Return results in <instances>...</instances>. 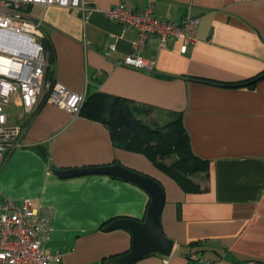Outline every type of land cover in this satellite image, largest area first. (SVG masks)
Returning a JSON list of instances; mask_svg holds the SVG:
<instances>
[{"label": "crops", "instance_id": "1", "mask_svg": "<svg viewBox=\"0 0 264 264\" xmlns=\"http://www.w3.org/2000/svg\"><path fill=\"white\" fill-rule=\"evenodd\" d=\"M85 1L100 10L124 4L140 11L149 0ZM153 7L168 20L191 16L199 24L197 42L185 53L177 41L160 47L150 36L140 53L153 62L150 71L121 64L133 53L136 32L102 12L83 16L34 4L29 13L42 22L58 84L85 97L102 92L150 107L154 124L182 114L193 153L209 163L194 177L201 189L185 191L145 154L114 147L102 123L51 104L30 115L12 105L15 112H6L21 127V146L0 167V206L30 199L48 209L42 246L60 252V264H104L131 247L127 230L104 226L143 220L149 195L109 175L60 178L54 171L119 163L162 186L160 224L173 241L169 257L152 254L133 264H264V77L253 87L239 85L264 73V0H153ZM193 253L203 261L187 256Z\"/></svg>", "mask_w": 264, "mask_h": 264}, {"label": "built area", "instance_id": "2", "mask_svg": "<svg viewBox=\"0 0 264 264\" xmlns=\"http://www.w3.org/2000/svg\"><path fill=\"white\" fill-rule=\"evenodd\" d=\"M34 4L78 10L83 16L102 12L109 20L131 27L136 32L131 42L133 53L121 64L140 70L153 68V62L140 55L150 36L157 37L160 47L168 40L179 42L182 53L197 42V17L185 16L175 22L155 15L153 0L140 11L124 4L100 10L85 0H0V167L21 146V127L8 121L9 105L20 108L22 115L34 113L42 104L79 115L85 98L47 77L49 55L42 43L43 25L29 13ZM114 49L110 43L107 51ZM49 232L48 209L35 207L30 199L20 203L6 200L0 206V264H60L62 254L48 253L42 246ZM191 258L203 261L195 254Z\"/></svg>", "mask_w": 264, "mask_h": 264}, {"label": "trees", "instance_id": "3", "mask_svg": "<svg viewBox=\"0 0 264 264\" xmlns=\"http://www.w3.org/2000/svg\"><path fill=\"white\" fill-rule=\"evenodd\" d=\"M42 43L48 52L44 38ZM51 62L49 56L48 78H51ZM262 77L264 73H259L239 85L253 87ZM151 110L150 107L133 105L123 97L94 92L84 98L79 115L104 124L114 147L143 153L158 169L174 178L185 191L200 190L194 177L207 173L209 163L193 153L182 114L169 113L165 122L154 124L150 123ZM193 254L202 257L201 253ZM193 254L187 256L191 258ZM203 262L208 263L206 260Z\"/></svg>", "mask_w": 264, "mask_h": 264}, {"label": "water", "instance_id": "4", "mask_svg": "<svg viewBox=\"0 0 264 264\" xmlns=\"http://www.w3.org/2000/svg\"><path fill=\"white\" fill-rule=\"evenodd\" d=\"M54 174L60 178L91 174L109 175L134 183L144 189L149 195V202L143 220L115 219L104 226L106 231L124 229L131 234L129 251L122 256L107 260L104 264H133L152 254H158L163 257L170 256L173 241L164 235L160 224V216L164 204V191L159 182L119 163L101 167L56 170Z\"/></svg>", "mask_w": 264, "mask_h": 264}, {"label": "rangeland", "instance_id": "5", "mask_svg": "<svg viewBox=\"0 0 264 264\" xmlns=\"http://www.w3.org/2000/svg\"><path fill=\"white\" fill-rule=\"evenodd\" d=\"M3 55L6 56L5 54H3ZM8 109H10L12 112H15V109H14V107L12 105H9Z\"/></svg>", "mask_w": 264, "mask_h": 264}]
</instances>
